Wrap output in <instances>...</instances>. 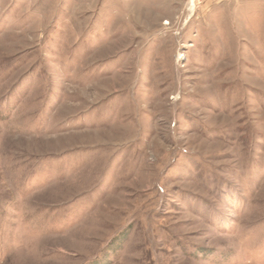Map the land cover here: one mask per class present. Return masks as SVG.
I'll return each mask as SVG.
<instances>
[{
	"label": "rangeland",
	"instance_id": "rangeland-1",
	"mask_svg": "<svg viewBox=\"0 0 264 264\" xmlns=\"http://www.w3.org/2000/svg\"><path fill=\"white\" fill-rule=\"evenodd\" d=\"M0 264H264V0H0Z\"/></svg>",
	"mask_w": 264,
	"mask_h": 264
},
{
	"label": "built area",
	"instance_id": "built-area-1",
	"mask_svg": "<svg viewBox=\"0 0 264 264\" xmlns=\"http://www.w3.org/2000/svg\"><path fill=\"white\" fill-rule=\"evenodd\" d=\"M193 1H194L193 2V5H194L193 8H194L195 7V3L198 2L199 0H193ZM189 3L192 4V0H189Z\"/></svg>",
	"mask_w": 264,
	"mask_h": 264
},
{
	"label": "bare ground",
	"instance_id": "bare-ground-1",
	"mask_svg": "<svg viewBox=\"0 0 264 264\" xmlns=\"http://www.w3.org/2000/svg\"><path fill=\"white\" fill-rule=\"evenodd\" d=\"M193 2H194V1L192 0V4H190V11L193 10V6H194V5H193Z\"/></svg>",
	"mask_w": 264,
	"mask_h": 264
}]
</instances>
